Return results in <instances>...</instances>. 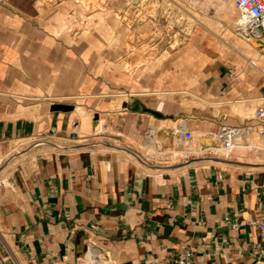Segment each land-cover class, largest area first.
Wrapping results in <instances>:
<instances>
[{
  "label": "crops",
  "instance_id": "obj_1",
  "mask_svg": "<svg viewBox=\"0 0 264 264\" xmlns=\"http://www.w3.org/2000/svg\"><path fill=\"white\" fill-rule=\"evenodd\" d=\"M73 4L0 3L6 263L81 264L94 253L102 264H264L251 224L264 216V139L253 132L225 156L215 137L255 124L264 57L249 70L185 50L186 61L158 56L130 73L122 51L134 29L109 19L80 34Z\"/></svg>",
  "mask_w": 264,
  "mask_h": 264
},
{
  "label": "rangeland",
  "instance_id": "obj_2",
  "mask_svg": "<svg viewBox=\"0 0 264 264\" xmlns=\"http://www.w3.org/2000/svg\"><path fill=\"white\" fill-rule=\"evenodd\" d=\"M47 1L57 4L60 0ZM73 1L75 4L72 6L78 7L79 4ZM222 1H233L232 10L224 7ZM152 2H155L151 4V13L154 17L141 26L136 24L130 27L134 29V35L130 33L122 51L126 58L125 70L130 73L140 70L144 64L152 62L158 56H161L162 61L181 59L186 61L185 50L209 53L216 63L230 64L233 68L248 66L250 69L256 66L253 61L257 63L258 56L264 57L262 41H256L259 46H254L251 41L238 34L239 12L235 0H152ZM108 10L109 13H98L89 20L93 31L98 26L101 28L109 19L120 23L113 17V8L110 7ZM158 13L165 20L158 18ZM79 14L82 15V11ZM73 25L72 28L76 30L79 27L78 21ZM79 33L84 34L80 30ZM178 50L180 52L175 53ZM133 58L136 59L132 60ZM244 76L245 72H242L240 78ZM260 141L257 139L258 145H264ZM213 148L216 149L215 146Z\"/></svg>",
  "mask_w": 264,
  "mask_h": 264
},
{
  "label": "built area",
  "instance_id": "obj_3",
  "mask_svg": "<svg viewBox=\"0 0 264 264\" xmlns=\"http://www.w3.org/2000/svg\"><path fill=\"white\" fill-rule=\"evenodd\" d=\"M8 0H0V3H5ZM79 4L78 8L82 11V15L73 10L72 14L75 16V22L78 21L79 27L77 31L84 34H90L93 31L91 28L90 19L98 13H109L108 8H113V17L121 24L129 27L143 25L149 21L154 15L151 13L152 0H75ZM236 7L239 12L237 32L240 36L248 41L250 39L264 40V0H235ZM153 5V4H152ZM160 13V12H159ZM158 13V18H161ZM134 35V32H131ZM255 124H248L245 126H236L225 124L220 131L215 134L216 139L220 142L219 149L222 150L225 156H230L237 147L242 146V138L249 136L256 132L259 138L264 139V101L258 106L255 112ZM183 132L187 140L194 137V133L190 130L178 129L177 133ZM153 131H148L146 139L153 141ZM257 145L247 143L244 148H257ZM258 149L264 152L263 147ZM253 226H256L262 234H264V216L256 218L251 221ZM103 258L91 253L83 259L81 264H102ZM180 264H186V260L181 259ZM0 264H7L6 260L0 250ZM105 264V263H104Z\"/></svg>",
  "mask_w": 264,
  "mask_h": 264
},
{
  "label": "bare ground",
  "instance_id": "obj_4",
  "mask_svg": "<svg viewBox=\"0 0 264 264\" xmlns=\"http://www.w3.org/2000/svg\"><path fill=\"white\" fill-rule=\"evenodd\" d=\"M233 1H230V2H226V1H222V5L224 6V7H226L227 9H229V10H232L231 8L233 7ZM251 40V43L254 45V46H259L258 44H257V42L256 41H262V43H264V40H258V39H250ZM253 48H255V47H253ZM263 48V47H262ZM263 50V49H262ZM253 64L254 65H258L255 61H253ZM249 68V67H248ZM247 68V69H248ZM250 70V69H249ZM154 138H155V136H154ZM157 138V137H156ZM241 140H243V138L241 139ZM216 147V146H215ZM109 264H114L113 262L112 263H109Z\"/></svg>",
  "mask_w": 264,
  "mask_h": 264
},
{
  "label": "water",
  "instance_id": "obj_5",
  "mask_svg": "<svg viewBox=\"0 0 264 264\" xmlns=\"http://www.w3.org/2000/svg\"><path fill=\"white\" fill-rule=\"evenodd\" d=\"M52 108L55 109V110H66V111H68V110L73 109V106L67 105V104H55ZM98 119H99V116L96 115L95 116V120H94V126L96 128H97V125H98Z\"/></svg>",
  "mask_w": 264,
  "mask_h": 264
}]
</instances>
